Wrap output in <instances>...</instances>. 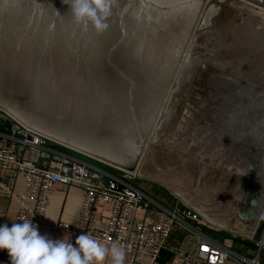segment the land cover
Returning a JSON list of instances; mask_svg holds the SVG:
<instances>
[{
  "label": "water",
  "instance_id": "water-1",
  "mask_svg": "<svg viewBox=\"0 0 264 264\" xmlns=\"http://www.w3.org/2000/svg\"><path fill=\"white\" fill-rule=\"evenodd\" d=\"M214 1L0 0V124L12 132L13 115L43 136L40 161L62 166L64 177L73 159L133 172ZM241 1L264 10V0ZM256 199L251 191L252 206Z\"/></svg>",
  "mask_w": 264,
  "mask_h": 264
},
{
  "label": "rangeland",
  "instance_id": "rangeland-1",
  "mask_svg": "<svg viewBox=\"0 0 264 264\" xmlns=\"http://www.w3.org/2000/svg\"><path fill=\"white\" fill-rule=\"evenodd\" d=\"M214 5L217 15L198 29L201 20L187 45L139 157V176L131 182L167 198L172 207L181 203L186 222L194 225L188 214H197L209 229L224 223L220 212H229L236 200L251 191L258 198L264 189V166L258 164L264 158V10L241 0H215ZM170 107L174 117L166 124ZM222 128L231 135L227 142L219 137ZM159 129L161 139L154 148ZM162 178L179 183L182 192ZM195 206L217 223L210 224ZM258 211L248 228L251 237L261 238L264 200Z\"/></svg>",
  "mask_w": 264,
  "mask_h": 264
},
{
  "label": "built area",
  "instance_id": "built-area-1",
  "mask_svg": "<svg viewBox=\"0 0 264 264\" xmlns=\"http://www.w3.org/2000/svg\"><path fill=\"white\" fill-rule=\"evenodd\" d=\"M8 117L13 123V131L5 129L9 134L1 133L0 138L22 145L26 152L32 154L30 158H19L14 152L0 148V171L21 177L24 182L23 189L16 195L20 209L14 223L8 264H36L39 241L48 230L45 219L51 197L59 185L74 184L81 191V205L76 223H61L52 227L57 233L69 235L65 264H88L96 243L103 244L107 249H120V264H136L142 259H148L155 264L168 249L169 240L177 229L186 230L195 240L188 253L175 252L171 264H226L231 257L241 264H262L260 255L264 250V235L261 238L260 234L250 237L258 251L252 259L235 254L232 239L219 241L199 232L186 222V210H182L184 207L181 203L166 207L149 192L133 185L131 182L138 178L141 166L131 172L102 164L121 174V179L113 180L115 184L125 188L128 194L115 191L110 185L99 184V180L102 177L107 179L108 175L80 159L72 160V175L69 178L64 177L61 174L62 166L44 167L35 160L34 155L41 153L39 143L44 139L43 136ZM17 132L22 133L25 138L32 137L33 141L17 139ZM61 156L68 159L66 155ZM103 204L111 206V216L105 228L98 229L97 217ZM150 211L155 212L152 221L137 218L139 214L148 216ZM5 218V212L0 210V222H4Z\"/></svg>",
  "mask_w": 264,
  "mask_h": 264
},
{
  "label": "crops",
  "instance_id": "crops-1",
  "mask_svg": "<svg viewBox=\"0 0 264 264\" xmlns=\"http://www.w3.org/2000/svg\"><path fill=\"white\" fill-rule=\"evenodd\" d=\"M9 134L5 130V127L0 124V134ZM18 145L11 143L7 140L0 138V148L4 150H9L15 152ZM40 152H37L34 155L35 160L42 164L39 159ZM32 156L31 152L27 151L24 155L25 158H30ZM49 167H56L55 164L51 163ZM105 174L108 175L107 179H100L99 184L110 185V183L115 184L113 178L121 179V174L115 169L102 165L100 168ZM0 210L5 212L6 218L4 222H0V264H8L9 262V253L12 244V237L14 233V223L16 221L17 213L20 209L18 199L16 197L23 187L24 182L21 177L15 175H9L0 171ZM153 191V190H152ZM264 195V189L261 188L259 191ZM150 195L158 201L160 204L166 207L170 206V203L167 201V198L156 196L154 197L152 193ZM246 197V195L244 196ZM241 198V197H239ZM242 200V198H241ZM240 199L236 200L235 203L231 204V207L228 209L229 212L221 211L219 215L224 217V223L218 222L217 218L212 219L211 215L205 213V211H200L201 214L205 216L210 224H213L215 227L209 229V226L206 224H201L202 218L197 214L191 213L188 214V219L196 230L199 232L214 237L219 241H223L226 238L236 239L233 240V252L242 257L252 259L258 254L255 244L250 241V234L253 230L251 227L248 228L249 222L248 218L244 217L248 211H254V206L251 205L248 201V196L242 204H239ZM239 204V207L236 206ZM81 205V191L77 185H59L54 194L51 197L50 207L45 219V224L48 227V230L45 232L37 248V259L36 264H65L67 260V252L69 249L67 233H57L52 230V227L61 223H66L68 225H74L77 221L78 212ZM175 206V205H174ZM236 207V208H234ZM155 212L150 211L148 216L144 214H139V220H146L150 222L154 218ZM111 216V206L109 204H103L98 212L97 217V228L103 229L107 225V222ZM186 217V216H185ZM205 220V219H204ZM259 224V223H258ZM175 230L169 240L168 249L164 251L155 264H171L175 252H180L186 254L189 252L192 242L195 238L187 233L186 230L178 229ZM251 230V231H250ZM212 231L216 232L213 233ZM179 233V234H178ZM218 233V234H217ZM243 251L247 255H243ZM122 252L120 249H107L103 244L96 243L93 246L91 252L89 263L88 264H120ZM261 262L264 264V250L261 255ZM136 264H152L148 259H142ZM226 264H241L234 257H231Z\"/></svg>",
  "mask_w": 264,
  "mask_h": 264
},
{
  "label": "bare ground",
  "instance_id": "bare-ground-1",
  "mask_svg": "<svg viewBox=\"0 0 264 264\" xmlns=\"http://www.w3.org/2000/svg\"><path fill=\"white\" fill-rule=\"evenodd\" d=\"M247 4H249V3H247ZM251 5V4H250ZM253 6V5H252ZM260 9V8H259ZM261 10H263V9H261ZM161 130L162 129H159L158 131H157V136H156V138L159 136H161ZM153 136V135H152ZM151 136V137H152ZM221 136L223 137V138H221ZM221 136H219L220 138H221V140H224V138H225V136L226 135H224V134H221ZM153 137H155V135L153 136ZM152 137V138H153ZM228 137V136H227ZM151 138V139H152ZM162 142V141H161ZM155 143H159V140H158V142H155L154 141V138H153V144H152V147H154V148H156L157 147V144H155ZM163 143V142H162ZM147 146V145H146ZM146 146H145V148H146ZM148 147V146H147ZM260 159V158H259ZM259 166H264V158H263V161L262 160H259ZM262 164V165H261ZM153 172V171H152ZM257 178V177H256ZM264 178V177H263ZM162 180H163V182H166V181H168L169 182V184H168V186H170V185H172V187L174 188L173 190L176 192V193H179V192H182V189L181 188H183L181 185H179V183H177L176 181H173L172 179H165V178H162ZM251 185L250 184V181L248 180V179H246V185ZM178 190H177V189ZM259 197L255 200V206H254V211H253V217H252V219H251V223H253V224H255L256 223V219H257V216H258V214L257 213H259V209H260V207H261V205H262V203H263V200H264V195L261 193V192H259ZM188 196V195H187ZM185 194H184V196H181L183 199H185L187 202H191L189 199H188V197H187ZM241 197V196H240ZM190 198V197H189ZM244 200H246V197H243V199H242V201H244ZM196 207V206H195ZM196 209L200 212V211H202V209L199 207V208H197L196 207ZM250 237H251V235H249Z\"/></svg>",
  "mask_w": 264,
  "mask_h": 264
},
{
  "label": "flooded vegetation",
  "instance_id": "flooded-vegetation-1",
  "mask_svg": "<svg viewBox=\"0 0 264 264\" xmlns=\"http://www.w3.org/2000/svg\"><path fill=\"white\" fill-rule=\"evenodd\" d=\"M171 108H172V107H170L169 109H167V112H168L167 115H169L170 118H169V122H168V123L166 122V124L172 123V120H173V117H174V115H173V112H174V111H173V108H172V109H171ZM168 110H172V112H170V111H168ZM166 124H165V127H166ZM223 129H224V128L220 129V136H221V134H224V135H225V133H223ZM224 130L227 132V129H224ZM156 136H157V134H156L155 137H154V141H155V142H158V140L160 141L161 136H160V137L158 136L157 138H156ZM227 136H228V137H227ZM230 137H231V135H226L225 138H224V140L227 142V141H229V138H230ZM218 140H219V138H218ZM224 140H223V141H224Z\"/></svg>",
  "mask_w": 264,
  "mask_h": 264
}]
</instances>
